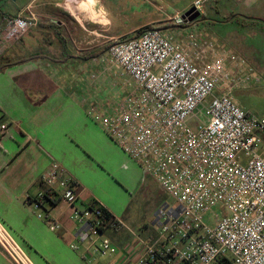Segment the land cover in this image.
Wrapping results in <instances>:
<instances>
[{
    "label": "built area",
    "instance_id": "2783aa9c",
    "mask_svg": "<svg viewBox=\"0 0 264 264\" xmlns=\"http://www.w3.org/2000/svg\"><path fill=\"white\" fill-rule=\"evenodd\" d=\"M193 7L202 12V1ZM48 19L32 6L7 18L0 52ZM110 42L98 61L118 70L120 86L101 85L92 70L80 84L85 112L173 203L157 209L156 235L120 249L110 235L123 223L99 201L82 204L83 189L54 161L40 179L45 190L31 202L38 219L57 230L43 203L61 199L74 223L70 247L83 250L88 263L121 252V264H264V116L242 109L233 95L259 81L253 69L213 41H177L159 29ZM198 109L204 119L191 126ZM8 130L0 124V139ZM0 244L17 264H28L1 224Z\"/></svg>",
    "mask_w": 264,
    "mask_h": 264
},
{
    "label": "crops",
    "instance_id": "0c3cea01",
    "mask_svg": "<svg viewBox=\"0 0 264 264\" xmlns=\"http://www.w3.org/2000/svg\"><path fill=\"white\" fill-rule=\"evenodd\" d=\"M196 1L191 0L165 18L147 22L138 16L150 13V9L161 13L165 0H120L119 4L114 0H9V12H0V26L7 18L24 13L28 6L49 17L0 52V67L11 64L0 73V124L9 127L7 135L0 139V224L20 247L28 264H121L123 261L119 252L88 263L83 250H72L70 245L75 235L70 209L55 195L43 207L57 218L60 227L51 230L45 221L38 219L39 210L31 202L45 190L40 179L54 161L83 189L82 204L99 201L123 223L122 229L110 235L120 249L127 243L135 244L136 237L147 239L157 234V210L133 226L132 203L125 208L116 207L112 194L109 197L102 189V183L110 184L117 190L113 193L119 195L120 187L115 181L127 189L129 184L135 186L130 174L135 175L140 186L151 181L162 188L86 114L80 84L98 65L99 57L92 54L109 46L112 38L125 37L150 25L175 22ZM122 17L130 23L123 24ZM50 18L59 22L53 24ZM94 34L102 39L93 37ZM72 39L80 41L86 49L77 52ZM91 39L97 44L91 45ZM40 47L56 54L39 51ZM22 49L26 54L21 53ZM37 53L51 59L20 62ZM75 62H78L76 66ZM0 264H17L1 244Z\"/></svg>",
    "mask_w": 264,
    "mask_h": 264
},
{
    "label": "rangeland",
    "instance_id": "374dc122",
    "mask_svg": "<svg viewBox=\"0 0 264 264\" xmlns=\"http://www.w3.org/2000/svg\"><path fill=\"white\" fill-rule=\"evenodd\" d=\"M191 0H165L164 11L159 13L155 9H150V13H145L143 16H138L139 19H143V22L148 20H153L157 17H167L170 14H174L177 10L183 8L185 4ZM195 1V0H193ZM203 5L202 16H205L203 22H196L187 27H172L167 31L171 36H173L177 41L186 40L188 38H199L202 40H209L217 43L219 46L227 47L237 53L246 62L247 68L253 69L259 81H253L245 88H237L234 91V99L236 103L244 110L255 114L257 116H264V0H201ZM117 4L120 0L115 1ZM9 0H0V12L6 13L11 9L9 6ZM193 6V5H192ZM205 13V14H204ZM184 14V13H183ZM238 15L233 19L232 22H226L231 16ZM15 17V16H13ZM181 17V16H180ZM118 18V17H117ZM123 19L126 24L130 22ZM177 19L175 22H166L177 24ZM120 25V24H119ZM92 30V27H89ZM166 30V29H165ZM98 34H104L99 32ZM135 33L125 35V39L133 38ZM215 35V36H214ZM95 38L102 39L99 35H92ZM25 37V36H24ZM68 38V36H67ZM69 39V38H68ZM75 41L80 44V41L75 39ZM91 45H96L97 42L93 41ZM83 46V49H86ZM35 48V47H34ZM99 49V48H98ZM104 49V48H102ZM34 50V49H33ZM38 50L49 51L50 54L55 55L53 50H47L46 48H38ZM96 50V49H95ZM98 51V50H96ZM95 51V52H96ZM29 52V51H28ZM27 52V54H29ZM22 54H26L24 49L21 50ZM107 53V51L105 52ZM102 54L100 56L105 55ZM99 56V57H100ZM99 62V61H98ZM75 62L73 63L76 66ZM73 67V65L71 64ZM100 62L97 67L93 70H98L101 73L102 79L100 81L101 85H105L107 88L110 87L114 82L120 86V79L118 78V70L114 67H100ZM72 70H74L72 68ZM70 70V71H72ZM77 70V69H75ZM204 119L203 111L201 109L197 110L195 117L190 119L189 124L191 126H196L199 121ZM131 176V183L135 186L129 184L128 189L124 185L115 183L120 187V194L116 195L113 191H117L110 184L102 183V189L107 192L108 196L110 194L115 199V206L120 207L126 206L128 203H132L133 214L132 221L133 226L137 224L144 218L153 215L156 208L161 204H172L173 200L163 189L154 186L153 182L140 186L138 181H135L136 177L133 174ZM130 188H134L131 190ZM125 202V204H124ZM125 208V207H124ZM42 212V211H40ZM43 214V212H42Z\"/></svg>",
    "mask_w": 264,
    "mask_h": 264
},
{
    "label": "trees",
    "instance_id": "16d2710c",
    "mask_svg": "<svg viewBox=\"0 0 264 264\" xmlns=\"http://www.w3.org/2000/svg\"><path fill=\"white\" fill-rule=\"evenodd\" d=\"M236 16L238 15H233L231 16L226 22H232L234 18H236ZM205 16H202L200 17V22H203L205 20ZM196 23V22H195ZM189 25H192V24H187V25H184V24H173V23H167V24H164V25H160V26H154V25H150V26H147L139 31H137L134 35L133 38H138L139 36H141L144 32L146 31H149V30H153V29H159V30H164V31H167L169 28H172V27H187ZM166 29V30H165ZM132 38V39H133ZM110 48V45L105 47L104 49H100L96 52H94L92 54V57H99L100 55L104 54L108 49ZM41 58H50L49 56H47L46 54L44 53H37V54H34V55H31L29 59H26V60H23V61H20L22 63L24 62H28V61H31V60H37V59H41ZM89 58V57H88ZM51 59V58H50ZM53 60V59H52ZM9 66H11V64L9 65H3L0 67V73L2 71H4L6 68H8Z\"/></svg>",
    "mask_w": 264,
    "mask_h": 264
},
{
    "label": "water",
    "instance_id": "95a60500",
    "mask_svg": "<svg viewBox=\"0 0 264 264\" xmlns=\"http://www.w3.org/2000/svg\"><path fill=\"white\" fill-rule=\"evenodd\" d=\"M12 2H16L17 0H11ZM202 12L197 10L195 7L190 8L187 10L181 17H179L176 22L177 24H192L198 21L201 17Z\"/></svg>",
    "mask_w": 264,
    "mask_h": 264
},
{
    "label": "flooded vegetation",
    "instance_id": "af4514ba",
    "mask_svg": "<svg viewBox=\"0 0 264 264\" xmlns=\"http://www.w3.org/2000/svg\"><path fill=\"white\" fill-rule=\"evenodd\" d=\"M200 20V18L198 19V21Z\"/></svg>",
    "mask_w": 264,
    "mask_h": 264
}]
</instances>
